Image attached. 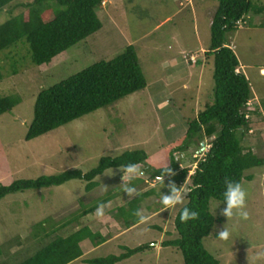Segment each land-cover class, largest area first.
Wrapping results in <instances>:
<instances>
[{
  "label": "rangeland",
  "instance_id": "374dc122",
  "mask_svg": "<svg viewBox=\"0 0 264 264\" xmlns=\"http://www.w3.org/2000/svg\"><path fill=\"white\" fill-rule=\"evenodd\" d=\"M31 1L16 0L0 10V24L22 13V4ZM123 2V7L117 9L120 19L116 23L121 26L120 35L112 30L92 34L66 50L56 62L34 65L23 40L0 52V95L19 100L11 111L0 115V183L34 179L65 170L87 172L98 164L101 157L117 156L127 150H143L149 156V163L162 162L170 144L185 133L187 121L210 102L214 83L212 59L201 71L195 67L190 81H166V75L172 71L169 63L179 56L181 48L196 49L200 44L207 49L209 22L217 8V0H190V5L184 0ZM256 4L262 6L264 0H256ZM150 30L145 38L133 44L147 83L145 89L45 135L25 140L33 119L35 97L41 89L99 60L113 58L123 50L120 44L124 38H136ZM95 36L100 38L95 39ZM228 38L239 66L246 65L243 72L253 97L264 102V72L261 73L264 68V13L249 14V18L241 22ZM183 54V62L190 59ZM259 118L261 116L253 119ZM250 133L243 141L264 159V124L258 123ZM197 144L176 154L182 167L195 166L193 150L198 152L201 145ZM245 173L253 176L251 181L244 179L241 183L247 192L245 210L248 219H242L235 211L233 217L227 219L221 215L225 204L217 200L209 203L210 213L216 221L202 243L220 264H264V259H255L258 253L264 252V164ZM142 179L147 180L143 191L152 187L158 191L168 188L161 182L151 181L146 173ZM94 182L97 185L90 191L85 190V182L71 180L60 186L24 190L3 197L0 200V262L13 264L32 255L51 238L46 235L52 234L62 223L76 219L84 208L99 203L110 194H120L122 184L128 181L123 170L109 168L95 177ZM131 198L123 193L107 204L103 218H96L91 224L81 217L80 223L76 225L72 221L65 231H69L70 226L75 229L87 223L93 230L101 229L114 215L115 209L112 208ZM157 201L155 196H150L141 203L140 212L149 218L147 223L119 235L116 225H123L121 220L110 225L108 231L101 229L111 239L98 247L88 240L82 241L83 255L69 264H87L83 259L119 255L122 246L134 248L144 243H152V247L115 264H184L178 250L161 246L162 241L177 237L173 220L182 204L156 211ZM124 213L128 218L131 212L126 208ZM217 218L221 220L217 221ZM223 227L230 232L226 241L218 237Z\"/></svg>",
  "mask_w": 264,
  "mask_h": 264
},
{
  "label": "trees",
  "instance_id": "16d2710c",
  "mask_svg": "<svg viewBox=\"0 0 264 264\" xmlns=\"http://www.w3.org/2000/svg\"><path fill=\"white\" fill-rule=\"evenodd\" d=\"M15 1L0 0V10ZM103 3L104 0H32L24 3L22 13L13 15L0 24V52L23 40L28 45L34 65L56 62L66 50L101 28L97 10ZM260 13H264V5H257L256 0H217V8L210 23V41L204 53L207 61L213 60L212 98L187 121L185 133L170 144L162 162L149 163V156L143 150H127L117 156L101 157L98 164L87 172L80 169L65 170L34 179H18L9 184L0 183V200L8 194L60 186L71 180L85 182V190L90 191L97 185L95 177L106 169L123 170L129 163L139 164L151 181L160 182L156 177L164 173L165 167H169L174 175L165 176L163 185H168L170 181L177 187L186 184L184 186L189 191L174 216L177 237L162 241L161 246L178 250L184 264H220L202 243L216 221L209 210L210 200L224 204V178L229 177L240 184L244 179L251 181L253 176L245 172L264 164V159L258 157L243 141L245 136L252 134L250 131L255 125L264 124V102L253 97L248 79L238 70V59L227 43L229 35L249 18V14ZM146 86L135 47L128 44L113 58L99 60L60 82L41 89L35 97L33 119L25 140L35 139L84 115L108 107ZM18 102L12 96L0 95V115L11 111ZM255 116L261 118L255 120ZM201 142L211 144L212 147L202 156L192 159L195 168L190 173L191 167H182L181 160L175 159V155L187 151L190 145ZM193 152L195 154L196 150ZM146 183L147 180L142 178L131 180L130 186L135 187L139 195L119 206L114 213V220L117 223L121 220L122 228L138 223L139 217L135 213L141 210V203L147 197L155 196L158 199L156 211L164 208L160 203L161 194H170L169 189L158 191L152 187L143 191ZM197 185L202 187H196ZM117 193L84 208L76 219L62 223L52 234L46 235L51 238L43 246L24 260L13 264H69L83 255L80 244L82 241L88 240L94 247L103 243L109 235L91 232L87 225L76 230L70 226L69 231L65 230L72 221L80 223L82 215L94 211L98 204H105ZM184 207L197 211L199 218L181 223L179 217ZM126 208L131 212L128 218L124 213ZM220 220L217 218V221ZM151 247L152 243L140 244L134 248L122 246L119 255L85 258L83 261L87 264H115ZM0 264L6 263L1 261Z\"/></svg>",
  "mask_w": 264,
  "mask_h": 264
},
{
  "label": "clouds",
  "instance_id": "9594fccd",
  "mask_svg": "<svg viewBox=\"0 0 264 264\" xmlns=\"http://www.w3.org/2000/svg\"><path fill=\"white\" fill-rule=\"evenodd\" d=\"M105 1V0H104ZM188 1V0H184ZM200 148L197 152V155H200L201 153H206L209 151L212 147L211 144H206L205 142L200 143ZM195 166H191L190 173H193V169ZM123 171L126 175V179L129 183H123L122 184V191L128 196L133 197L136 195H139L137 192V189L135 187L130 186V182L134 178L142 177L145 175L144 171L142 170L141 166L139 164L135 163H129L123 167ZM174 173L171 171L169 167H165L164 173L160 176H157L156 179L160 181L162 184L164 182L165 176H172ZM223 184L225 186V190L223 192L224 197V204L226 207L221 212V215L228 218L233 217L234 211L236 214H238L242 219H248V212L246 209V199H247V192L242 187V185L239 182H234L231 178L225 177L223 180ZM169 189L170 194H161L160 203L164 206V210H167L169 208H175L177 205L183 204L185 196L187 195V190L185 186L177 187L175 183L169 182L167 185ZM196 187H202V185H197ZM107 205L100 203L97 205L94 216L96 218H103L105 215V208ZM138 219L139 224H145L148 222V217L143 215L140 211H137L135 213ZM180 221L181 223H187L190 220H196L199 218V213L195 210L189 209L187 207H184L182 211L180 212ZM148 229H144V231H147ZM218 237L221 240H228L230 237V232L226 227H223V229L218 233ZM155 247H159V245H153ZM255 259H264V252H260L257 254Z\"/></svg>",
  "mask_w": 264,
  "mask_h": 264
},
{
  "label": "crops",
  "instance_id": "0c3cea01",
  "mask_svg": "<svg viewBox=\"0 0 264 264\" xmlns=\"http://www.w3.org/2000/svg\"><path fill=\"white\" fill-rule=\"evenodd\" d=\"M123 1L124 0H105L104 1L102 6L97 10V15H98L99 19L101 20L102 26L97 32H95L96 34L101 32L102 30H108V31L112 30L114 32L116 31L117 34L120 35L119 31L121 30V26H118L117 23H116V22H118L117 19L118 20L120 19L119 10H117V9L123 7V4H124ZM177 3H178V1H177ZM190 4H191L190 0H188V4H186V5H190ZM180 6H182V5H180ZM209 25H210V22H209ZM150 32H151V30L150 31H146L143 34L136 36V38H128V36H127V40H126V38L123 37L124 39H123L122 43L119 42V43H121L120 46L124 47V46H126L128 44H134L136 42V40L141 39V38H145ZM94 38L97 39V38H100V37L98 36L96 38V36H95ZM196 42L199 44V41H196ZM227 44L232 49V46L229 43H227ZM116 45H118V44H116ZM198 46L199 47L196 48V49L181 48V50L179 51V56H175L171 60V63H169V66L172 69V71H168V73L166 75L167 76L166 81H176V80H178V81H190L189 80L190 76L191 77L193 76V70L195 69V67H196V69H199L200 71L202 70V68L204 67V64H207V60L205 59V56H204V53L206 51V47H204V46H202L200 44ZM183 53H186L188 56L192 57V59L191 58L189 60L184 59V62H183L182 61V55H184ZM183 58H184V56H183ZM195 58H197V59H195ZM247 67H249V66L247 65ZM244 69H246V65L242 64L241 66H238V70L243 72ZM263 72H264V68H261V73L263 74ZM243 74L245 75L244 72H243ZM138 178H142V177H138ZM123 193L122 192H120V194L117 193L111 200L106 202L105 205L111 203L115 199V197H118V196H120ZM125 203H127V202H125ZM125 203H123V204H121L119 206L125 205ZM119 206L117 205V206H115L112 209H115V212H116L117 208ZM94 212H95V210L92 211V212H87L85 215H82L81 217H84L85 220H88L89 223L93 224L96 221V217L93 215ZM107 220H108L107 221L108 225H107V223L103 224L102 225L103 227H101V229H105V230L108 231L109 227L113 226V224L114 223L116 224L117 222H116V220H114V215L109 217ZM89 223H87L85 225L88 226V228L90 229L91 232H100L102 235H105L104 233H102L101 229L93 230L90 227ZM137 225H139V223L124 229L118 224V225H116L117 226L116 227L117 234L119 235L122 232L123 233L128 232L129 230H131L132 228L136 227ZM76 229H78V227H76L73 230H76ZM110 239L111 238H107V240H105L103 243L97 245V247L105 244ZM82 250H83V248H82Z\"/></svg>",
  "mask_w": 264,
  "mask_h": 264
},
{
  "label": "built area",
  "instance_id": "2783aa9c",
  "mask_svg": "<svg viewBox=\"0 0 264 264\" xmlns=\"http://www.w3.org/2000/svg\"><path fill=\"white\" fill-rule=\"evenodd\" d=\"M191 59H192V57H190ZM248 104H250V103H248ZM247 117V116H246ZM203 155V153H201L200 155H197V151L195 152V154H193V157H200V156H202ZM177 155H175V159H178L177 157H176ZM179 157H180V155H178Z\"/></svg>",
  "mask_w": 264,
  "mask_h": 264
}]
</instances>
